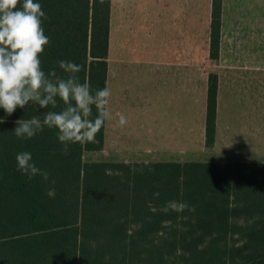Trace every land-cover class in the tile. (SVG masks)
Wrapping results in <instances>:
<instances>
[{"label":"trees","instance_id":"trees-1","mask_svg":"<svg viewBox=\"0 0 264 264\" xmlns=\"http://www.w3.org/2000/svg\"><path fill=\"white\" fill-rule=\"evenodd\" d=\"M49 38L39 59L52 79H67L60 61L81 67L75 75L93 94L108 86L112 0H35ZM223 0H213L211 55L221 46ZM219 78L210 74L206 142L217 131ZM30 102L11 116L0 108V264H264V162L210 160L128 162L86 160L96 142L61 143L44 126L31 139L14 134L16 121L44 119ZM97 110L92 107L95 119ZM48 173L29 179L16 156ZM55 189V197L47 195ZM170 201L194 211H165Z\"/></svg>","mask_w":264,"mask_h":264},{"label":"crops","instance_id":"crops-1","mask_svg":"<svg viewBox=\"0 0 264 264\" xmlns=\"http://www.w3.org/2000/svg\"><path fill=\"white\" fill-rule=\"evenodd\" d=\"M212 8L213 0H112L113 119L99 159L264 162V0H223L218 58ZM212 72L217 131L208 146ZM116 113L127 118L124 127Z\"/></svg>","mask_w":264,"mask_h":264},{"label":"clouds","instance_id":"clouds-1","mask_svg":"<svg viewBox=\"0 0 264 264\" xmlns=\"http://www.w3.org/2000/svg\"><path fill=\"white\" fill-rule=\"evenodd\" d=\"M42 18H46L45 13L35 0H0V108L8 116L17 107L23 109L30 102L42 109L56 108L58 97L66 105L63 110L47 111L43 121L35 116L16 121L13 130L16 137L31 139L47 126L58 129L61 143H94L105 122L113 119L110 108L112 91L105 86L93 94L87 82H79L75 74L81 71V67L73 62H59V67L71 74L67 79H52L56 76L54 71L45 74L39 57L49 44V38L44 34ZM93 106L97 110L94 120L90 119ZM116 116L119 127L128 123L122 113H116ZM4 122L0 119V123ZM16 160L18 170L29 179L37 174L48 179V173L32 162L30 152L17 154ZM55 194L54 188L47 192L50 198ZM169 208L177 212L195 210L176 201H170L165 211Z\"/></svg>","mask_w":264,"mask_h":264},{"label":"rangeland","instance_id":"rangeland-1","mask_svg":"<svg viewBox=\"0 0 264 264\" xmlns=\"http://www.w3.org/2000/svg\"><path fill=\"white\" fill-rule=\"evenodd\" d=\"M100 151L101 150H87L85 152V159L86 160H97L99 158H102L103 154H102V151L101 152ZM209 156L197 157V159H201V158L204 159L205 157H209ZM220 158H223V156H220Z\"/></svg>","mask_w":264,"mask_h":264}]
</instances>
